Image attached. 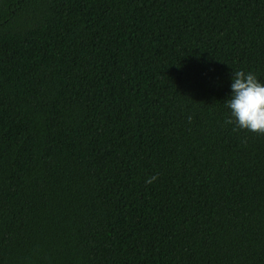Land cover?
Segmentation results:
<instances>
[{
  "label": "trees",
  "instance_id": "16d2710c",
  "mask_svg": "<svg viewBox=\"0 0 264 264\" xmlns=\"http://www.w3.org/2000/svg\"><path fill=\"white\" fill-rule=\"evenodd\" d=\"M238 70L264 0H0V264H264Z\"/></svg>",
  "mask_w": 264,
  "mask_h": 264
},
{
  "label": "clouds",
  "instance_id": "9594fccd",
  "mask_svg": "<svg viewBox=\"0 0 264 264\" xmlns=\"http://www.w3.org/2000/svg\"><path fill=\"white\" fill-rule=\"evenodd\" d=\"M230 95L225 99L236 127L264 133V82L252 72L238 70L231 74ZM155 175L145 183L156 180Z\"/></svg>",
  "mask_w": 264,
  "mask_h": 264
}]
</instances>
